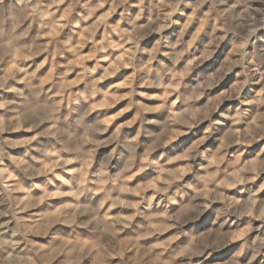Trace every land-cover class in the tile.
<instances>
[{
  "label": "clouds",
  "instance_id": "obj_1",
  "mask_svg": "<svg viewBox=\"0 0 264 264\" xmlns=\"http://www.w3.org/2000/svg\"><path fill=\"white\" fill-rule=\"evenodd\" d=\"M0 264H264V0H0Z\"/></svg>",
  "mask_w": 264,
  "mask_h": 264
}]
</instances>
